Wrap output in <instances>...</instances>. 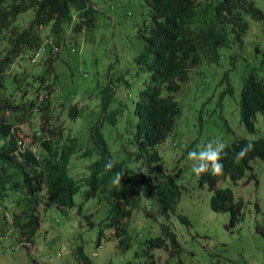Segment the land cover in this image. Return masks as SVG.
Returning <instances> with one entry per match:
<instances>
[{
  "label": "trees",
  "instance_id": "16d2710c",
  "mask_svg": "<svg viewBox=\"0 0 264 264\" xmlns=\"http://www.w3.org/2000/svg\"><path fill=\"white\" fill-rule=\"evenodd\" d=\"M258 2L143 0L144 20L139 34L144 46L136 58V73H144L145 78L135 98V139L141 148L136 157L145 158L149 167L145 171H133L127 165L130 158L117 162L110 157L100 130L102 124L91 126L89 132L85 131L86 143L80 142L79 132L74 133L69 122L79 119L81 110L77 105L67 106L56 95L57 54L66 46L71 52L76 51L82 33L95 26L96 10L91 1L0 0L1 236L12 233L17 236L18 245L28 248L48 203L61 212L77 207V213L93 228V215L84 214L82 206L95 204L107 208L98 242L103 230L111 229L119 252L131 248L128 227L134 211L140 210L147 217L161 221L160 234L147 237L135 252V258L141 262L122 264H162L155 252L168 248L178 255L180 245L170 221L183 187L165 172L155 147L174 131L181 114L174 97L195 67L203 59L215 60L219 49L227 47L231 40L240 41L249 29L248 20L264 23V10ZM29 11L33 12L31 19L25 18ZM41 46L44 52L34 61ZM24 61L29 65L23 64ZM16 63L22 67L21 72H13ZM37 67L41 70L34 69ZM227 92L231 93L230 86ZM67 107L70 110L66 115ZM239 107L241 122L254 133L255 115L264 111V76L259 77L254 69L243 79ZM111 121L115 123L116 118ZM248 143L253 145L252 149L235 163L236 154ZM78 159H93L84 167L87 173L77 174ZM257 159L264 160V139H236L226 145L222 154L221 174L212 175L209 171L198 176L199 186L206 185L211 192V210L227 213L231 226L242 219L243 202L234 199L230 188H220L217 184L225 178L237 183L249 171L247 181L256 180L252 162ZM109 160L115 166L105 171V162ZM71 165L74 169L69 171ZM120 171L124 173L121 185H113L114 174ZM81 191V202L77 204L74 197ZM176 218L190 226L184 215L178 214ZM74 256L78 262L91 264L81 247ZM209 264L223 263L216 260Z\"/></svg>",
  "mask_w": 264,
  "mask_h": 264
},
{
  "label": "rangeland",
  "instance_id": "374dc122",
  "mask_svg": "<svg viewBox=\"0 0 264 264\" xmlns=\"http://www.w3.org/2000/svg\"><path fill=\"white\" fill-rule=\"evenodd\" d=\"M90 1L96 10L95 26L82 33L76 51L71 52L66 46L57 54L56 95L67 106L77 105L81 110L79 119L69 122L73 132H79L80 142L87 139L85 131L89 132L91 126L102 124L100 130L110 157L117 162L130 158L127 165L131 170L145 171L149 163L145 158L137 159L141 148L135 139V98L145 78L144 73H136V58L144 46L139 34L144 20L143 0ZM258 6L264 10V0H259ZM32 17V11L26 13L25 18ZM248 21L249 29L240 41L231 40L227 47L219 49L215 60L203 59L190 73L174 97L181 108L174 131L155 147L165 172L183 187L170 221L180 251L177 255L170 248L157 250L156 257L162 264H209L216 260L223 264H264V160L252 162L256 180L247 181L249 171L237 183L225 178L217 184L230 188L234 199L243 202L242 219L231 226L227 213L211 210V192L206 185L199 186L198 176L191 171V161L187 159L189 151H198V146L213 138L225 145L236 139H264V111L255 115L254 133L244 127L240 118L239 96L245 75L254 69L259 77L264 76V23ZM14 67V73L21 72L18 63ZM229 86L231 93L227 92ZM31 95L32 91L28 97ZM69 110L67 107L66 115ZM113 117L115 123L111 121ZM92 160H76L77 174L87 173L84 167ZM73 169L71 165L69 171ZM81 193L74 197L77 204ZM82 209L84 214L93 215V228L77 213V207L61 212L48 203L28 248L18 245L14 234L1 236L0 231V264H85L74 256L80 247L91 264L138 263L141 261L135 258V252L147 237H156L161 231V221L136 210L128 227L131 248L119 252L111 229H104L98 242L107 208L84 204ZM178 214L187 217L190 226L182 224L176 218Z\"/></svg>",
  "mask_w": 264,
  "mask_h": 264
},
{
  "label": "clouds",
  "instance_id": "9594fccd",
  "mask_svg": "<svg viewBox=\"0 0 264 264\" xmlns=\"http://www.w3.org/2000/svg\"><path fill=\"white\" fill-rule=\"evenodd\" d=\"M253 145L248 143L235 156L234 162L239 161L252 149ZM199 150L189 151L187 159L191 161V171L199 176L205 172H211L212 175H219L223 171V164L221 163L222 154L226 145L219 139H210L206 144L198 146ZM115 166L114 161H106L105 171H111ZM124 177L123 171L114 174L112 180L113 185H121V180Z\"/></svg>",
  "mask_w": 264,
  "mask_h": 264
},
{
  "label": "built area",
  "instance_id": "2783aa9c",
  "mask_svg": "<svg viewBox=\"0 0 264 264\" xmlns=\"http://www.w3.org/2000/svg\"><path fill=\"white\" fill-rule=\"evenodd\" d=\"M58 49L57 48H54V51H57ZM44 52V46H41L39 49H38V52L35 54L36 56L33 58V60L35 61L36 60V57L39 56L41 53Z\"/></svg>",
  "mask_w": 264,
  "mask_h": 264
}]
</instances>
